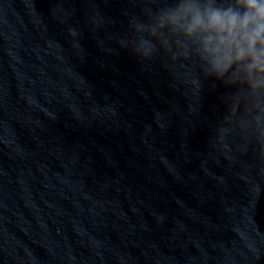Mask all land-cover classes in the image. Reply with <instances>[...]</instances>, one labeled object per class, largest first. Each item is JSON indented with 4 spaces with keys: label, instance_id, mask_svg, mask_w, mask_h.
<instances>
[{
    "label": "clouds",
    "instance_id": "1",
    "mask_svg": "<svg viewBox=\"0 0 264 264\" xmlns=\"http://www.w3.org/2000/svg\"><path fill=\"white\" fill-rule=\"evenodd\" d=\"M127 31L111 37L176 82L212 77L233 89L218 129L225 151L264 157V0H129Z\"/></svg>",
    "mask_w": 264,
    "mask_h": 264
}]
</instances>
